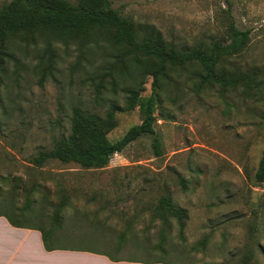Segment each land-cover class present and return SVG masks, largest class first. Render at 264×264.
<instances>
[{
  "label": "rangeland",
  "instance_id": "obj_1",
  "mask_svg": "<svg viewBox=\"0 0 264 264\" xmlns=\"http://www.w3.org/2000/svg\"><path fill=\"white\" fill-rule=\"evenodd\" d=\"M9 1L0 0V8ZM110 1L178 48L225 40L233 22L249 33L239 62L264 68V0ZM47 45L55 56L54 69L41 80L38 64L49 56ZM114 53L107 44L82 49L47 38L16 39L9 47L0 74V214L46 231L54 226L66 236L61 245L117 259L264 264V184L253 179L264 147V105L237 94L222 98L216 90L197 94L187 80L189 71L174 75L156 104L161 157L153 152L152 136H145L103 169L57 160L42 167L31 163L40 150L68 134L74 107L104 113L114 100L120 110L107 134L112 142L140 123L138 106L125 109V91L134 79H120L114 92L109 77L100 79ZM151 84L149 77L141 97L151 94ZM177 175L187 180L186 190L177 184ZM165 185L189 218L185 240L174 224L159 249L161 223L153 210Z\"/></svg>",
  "mask_w": 264,
  "mask_h": 264
},
{
  "label": "trees",
  "instance_id": "obj_2",
  "mask_svg": "<svg viewBox=\"0 0 264 264\" xmlns=\"http://www.w3.org/2000/svg\"><path fill=\"white\" fill-rule=\"evenodd\" d=\"M248 35L247 31L235 28L232 22L225 40L178 48L167 42L153 26L136 24L114 9L110 0H77L76 3L69 0H10L0 8V74L4 71L9 47L16 39L47 38L74 43L82 49L107 44L115 53L110 69L100 74V79L109 77L113 92L120 79L127 76L134 79L132 87L125 91V109L138 106L141 115L140 123L112 142L107 134L115 127V113L120 110L114 100H109L104 113L74 107L68 134L55 140L50 149L40 150L31 163L42 167L48 161L57 160L84 169H103L115 154L122 153L131 143L145 136H152L153 152L156 157H161L162 144L154 128L156 104L161 101V92L172 85L173 76L186 71L191 73L187 80L197 94L216 90L222 98L237 94L244 101L264 105V68L244 66L238 60L248 46ZM45 50L49 56L38 64L41 80L54 69L55 56L50 45ZM161 76L171 80L161 81ZM149 77L152 79L151 94L141 97V88ZM253 179L257 184H264V147ZM176 181L182 190H186V179L177 175ZM0 216H5L15 227L40 230L44 248L53 249L48 236L53 234L54 226L46 231L40 226L22 225L8 215ZM153 218L161 223L159 249L167 242L174 224L180 240H185L188 211L174 202L166 185L157 199ZM58 222L59 214L55 210L53 223ZM205 245L206 240L201 242V246Z\"/></svg>",
  "mask_w": 264,
  "mask_h": 264
},
{
  "label": "crops",
  "instance_id": "obj_3",
  "mask_svg": "<svg viewBox=\"0 0 264 264\" xmlns=\"http://www.w3.org/2000/svg\"><path fill=\"white\" fill-rule=\"evenodd\" d=\"M48 238L53 248L49 251L44 248L40 230L15 227L5 216H0V264H148L134 259H117L96 250L61 245L66 236L56 230Z\"/></svg>",
  "mask_w": 264,
  "mask_h": 264
}]
</instances>
